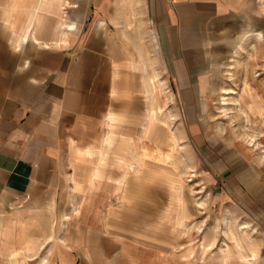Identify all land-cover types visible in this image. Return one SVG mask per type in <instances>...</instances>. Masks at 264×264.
<instances>
[{
  "label": "rangeland",
  "instance_id": "374dc122",
  "mask_svg": "<svg viewBox=\"0 0 264 264\" xmlns=\"http://www.w3.org/2000/svg\"><path fill=\"white\" fill-rule=\"evenodd\" d=\"M139 1H110L113 6L108 9L118 28L115 38L110 32L109 11L98 12L99 18L108 16L109 20L107 33L98 29L103 46L98 60L103 65L98 70V98L103 105L98 148L71 151L72 176L58 191L55 205L50 202L44 208L25 207L27 214L21 220L23 243L19 247L25 262L13 251L8 255L12 264H50L64 253L63 238L70 234V222L78 216L75 205L83 199L78 196L85 192L89 196L91 190H84L93 187L96 178L124 191L122 197L110 201L104 199L103 191L98 192V203L102 205L98 222H104L98 234L103 233L104 239L87 232V241L92 240L88 244L93 243L88 250L98 246V257H109L104 264L257 263L264 230L245 217L244 207L226 195L216 169L199 155L189 129L197 125L208 138L225 144L243 143L249 151L264 155V0H250L242 17L229 15L212 31L205 55L212 61L211 84L191 103L196 109L193 123L184 118L181 87L174 84L159 55L155 53L151 60L142 53L145 43L154 52L160 47L158 37L144 28ZM73 3L64 0V16ZM34 10L36 6L31 14ZM10 11L7 5H0V14ZM252 100L263 104L262 113L251 110ZM223 103L229 108L226 111ZM109 110L113 125L105 120ZM251 136L259 142L257 148L248 142ZM146 148L155 158L144 156ZM158 148L168 157L159 159ZM66 205L70 213H66ZM118 205H128L129 210L123 208L112 216L111 208ZM116 220L120 221L117 229L113 223ZM128 224H135L134 229ZM229 230L236 233L237 239ZM145 234H151L150 241L155 243L161 239L166 253L154 254L126 245L118 250L111 238L117 235L144 245L149 241L148 237L144 240Z\"/></svg>",
  "mask_w": 264,
  "mask_h": 264
},
{
  "label": "crops",
  "instance_id": "0c3cea01",
  "mask_svg": "<svg viewBox=\"0 0 264 264\" xmlns=\"http://www.w3.org/2000/svg\"><path fill=\"white\" fill-rule=\"evenodd\" d=\"M110 1L73 0L71 11L64 16V0H11L9 4L0 0V5L11 10L0 14V264H12L8 255L13 251L25 262L19 248L23 243L21 220L27 214L25 207L44 208L50 202L55 205L58 191L72 176L71 151L98 148L103 110L98 98V70L103 67L98 62L103 51L98 29L107 33L109 25L108 16L99 18L98 12L109 11L110 32L115 38L118 28L108 9L113 6ZM249 2L139 1L144 28L158 37L160 47L154 52L145 43L142 53L151 60L157 53L168 68L174 84L181 87L184 118L190 123L196 121V109L191 103L211 84L212 61L205 57L207 41L218 22L232 14L242 17ZM34 6L36 10L31 14ZM110 111L105 112L107 122L112 121ZM189 136L199 155L216 169L226 195L244 207L245 217L264 230V155L249 151L243 143L225 144L208 138L197 125L191 126ZM107 183L96 178L93 187L86 186L84 190H91L89 196L87 192L79 193L83 199L75 205L78 216L70 222V234L63 238L64 253L50 264L108 262L109 257H98L97 243L96 248H87L93 244H88L92 240L87 241V232L98 234L104 225L98 222L102 206L98 192L103 191L108 201L124 195L118 185L115 188ZM127 207L111 208L112 216L123 208L129 210ZM66 208L70 213V206ZM116 221H112L117 225L115 229L120 225ZM134 226L128 224L131 229ZM111 236L118 250L126 245L154 254L166 253L167 247L159 238L160 242L155 243L145 234L144 240L148 237L149 241L142 245L134 239ZM96 238L102 240L104 234ZM258 247L256 264H264V241Z\"/></svg>",
  "mask_w": 264,
  "mask_h": 264
},
{
  "label": "bare ground",
  "instance_id": "6f19581e",
  "mask_svg": "<svg viewBox=\"0 0 264 264\" xmlns=\"http://www.w3.org/2000/svg\"><path fill=\"white\" fill-rule=\"evenodd\" d=\"M256 33V32H255ZM260 33V32H259ZM250 84V83H249ZM251 85V84H250ZM248 86V85H247ZM221 88V87H220ZM227 88V87H226ZM225 88V89H226ZM231 89V88H230ZM227 90V89H226ZM229 90V89H228ZM234 90V89H233ZM223 92V91H222ZM231 93V92H230ZM147 96V95H146ZM228 99V98H227ZM234 99V98H233ZM232 99V100H233ZM229 100V99H228ZM227 100V101H228ZM236 100V99H235ZM224 101H226V100H224ZM225 103H227V102H225ZM225 103H223L224 105H225ZM231 103V102H230ZM233 103V102H232ZM228 105V104H227ZM152 107V106H151ZM245 107V106H244ZM250 108H251V110H255V111H257V112H259V113H262L263 112V104L260 102V101H255V100H252L251 101V105L249 106ZM224 109H225V111L227 110V109H229L226 105L224 106ZM247 109V108H246ZM248 114H249V112H248ZM256 116V115H255ZM157 117V116H156ZM261 117V116H260ZM264 117V116H263ZM249 119H250V117H249ZM109 125H113L114 124V122H112V121H108L107 122ZM260 123V122H259ZM165 128V127H164ZM110 132H113V131H110ZM164 134V133H163ZM166 135V134H165ZM106 138V137H105ZM103 142H105V141H103ZM248 142L250 143V145H252L254 148H257V146H258V144H259V142H257V140H256V138H254V137H249V139H248ZM135 143V142H134ZM136 147H137V142H136ZM153 148V147H152ZM153 149H155V148H153ZM157 150V149H156ZM262 151V150H261ZM260 151V152H261ZM157 154V153H156ZM158 155H159V159L160 158H167L168 157V154H166L162 149L160 150L159 148H158ZM144 156L147 158V159H149V160H152L153 158H155V156L150 152V151H148V149L146 148V149H144ZM171 157V156H170ZM145 158V159H146ZM164 162V161H163ZM126 183V182H125ZM226 230V229H225ZM227 231H228V229H227ZM227 231H225V232H227ZM229 233L230 234H232L233 235V237L235 238V239H237L236 238V233L235 232H233V231H231V230H229ZM238 236V235H237ZM232 237V236H231ZM51 238V237H50ZM31 242V241H30ZM239 244L238 245H241V241L239 242V241H237Z\"/></svg>",
  "mask_w": 264,
  "mask_h": 264
}]
</instances>
